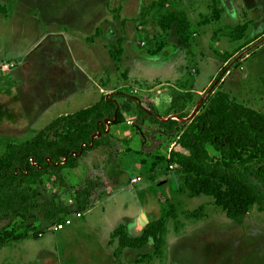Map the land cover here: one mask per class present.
Instances as JSON below:
<instances>
[{"label":"rangeland","instance_id":"rangeland-1","mask_svg":"<svg viewBox=\"0 0 264 264\" xmlns=\"http://www.w3.org/2000/svg\"><path fill=\"white\" fill-rule=\"evenodd\" d=\"M221 92L264 114V0H0V157L58 117L104 98L129 103V112L121 110L106 125L109 145L63 171L68 187L49 175L34 187L44 198L57 195L73 205L87 179L99 184L94 204L130 185L120 193L130 210L153 209L150 219L164 221L150 225L152 237L141 239L135 264H264V187L255 181L261 200L250 204L238 185L186 174L171 163L187 127L178 115L200 114ZM186 93L193 97L181 96ZM131 96L159 116L141 114ZM187 175L192 184L210 185L218 198L191 197ZM133 178L143 181L132 184ZM108 204L87 209L82 219L61 216L58 221L72 220L61 231L39 210L1 221L0 239L31 238L0 244V264H79L92 253L101 258L108 228L99 213L113 211ZM240 205L247 207L243 225L227 216ZM117 235L124 238L123 230Z\"/></svg>","mask_w":264,"mask_h":264},{"label":"trees","instance_id":"trees-1","mask_svg":"<svg viewBox=\"0 0 264 264\" xmlns=\"http://www.w3.org/2000/svg\"><path fill=\"white\" fill-rule=\"evenodd\" d=\"M113 57L117 59L115 54ZM181 96L185 99L193 97L190 93ZM130 100L137 105L141 114L159 116L157 108L152 113L137 98L131 96ZM173 100L176 101L174 97ZM128 104L122 105L117 100L104 98L92 107L58 117L32 141L10 145L8 153L0 157V222L31 218L39 210L44 219L56 221L57 224L63 222L58 221L63 215L81 214L91 207L93 193L99 188L94 179H87L85 185L75 191L73 205L58 202L57 195L44 198L40 189L34 186L41 184L44 177L49 175L55 177L61 186L68 187L63 171L77 168L80 158L87 152L109 145L106 139L107 122L111 124L116 121L121 110L129 112L131 105ZM178 117L187 119L189 115L181 113ZM168 122L178 124L176 120ZM185 122L187 127L176 143L180 149L171 154L172 165L175 164L186 174L196 171L202 178L234 183L244 190L250 204L260 202L255 181L264 187V114L233 102L221 92L209 98L200 114ZM161 123L165 124L164 121ZM98 134L99 138L94 137ZM209 146L219 154L218 158L212 157ZM187 176L186 187L191 197L204 194L218 198L210 185L192 184ZM228 201L232 203V199ZM233 204L237 206L235 201ZM241 207L236 212H227V216L239 225H243L242 217L247 213V207ZM157 222L159 225L164 221L161 219ZM150 225L139 239L127 237L123 227L116 233L123 230L124 238L119 235L123 247H141L142 238L147 241L152 237L148 229ZM25 237L28 235H11L0 239V244Z\"/></svg>","mask_w":264,"mask_h":264},{"label":"crops","instance_id":"crops-1","mask_svg":"<svg viewBox=\"0 0 264 264\" xmlns=\"http://www.w3.org/2000/svg\"><path fill=\"white\" fill-rule=\"evenodd\" d=\"M89 107H92V106L89 105ZM138 179L140 178H133L131 183L136 184L138 182L143 181V179H140V181ZM129 186L130 185L128 186L122 185V187L119 190H117L119 191V195H117L116 190L112 189L111 192L109 191L108 194H106L102 199H97L95 204L93 203L94 205L88 208L89 210L92 208L91 209V212H92V210L98 208V206L101 205V203L105 204L108 202L110 204V205L108 204L109 209H113V211H109L107 210V207H103L102 212L99 213L101 215L100 217L104 220L106 227L108 228L107 230L104 231V237L102 239V242L106 247L105 253L100 254L102 255L101 258H99L97 255H94V253H92L90 257L86 258L85 260H82L81 262H79V264H85L86 262L87 264L88 263H91V264H119L121 262H131L128 264H135L136 259L138 257L135 260H132L133 255L137 252L140 253L141 252L140 248L142 247H123L121 236L117 235L116 231L119 228L123 227L124 231L126 232L127 237L131 239H139L140 237L143 236L148 225H150L154 221L161 220L163 216L152 221L149 215L154 214L153 212H155V210L151 209V210L141 211V208L140 209L138 208V210L134 212L133 210H130L128 202L127 203L123 202L125 199L123 197L124 195H120V193H124V190L126 189L125 187H129ZM89 210L85 211L84 213L86 212L88 213ZM84 213H81L82 215L77 216L76 218L78 219L84 218ZM143 218H145L144 221L142 220ZM71 224H72V220H70L69 223L65 224L59 230L61 231L66 226H69ZM141 230L142 232H140ZM68 232L69 231L65 233L67 237L70 236ZM44 236L45 234L39 238H43ZM29 238L31 237L28 236V237L22 238L20 239V242H23ZM34 239H38V238H34ZM113 241H115L117 245L113 246L111 244V242ZM164 241H165L164 242L165 244L166 243L165 237H164ZM168 250H169V247H168ZM104 257H105V260H103ZM60 264H65V263L61 261ZM138 264H142V263H138Z\"/></svg>","mask_w":264,"mask_h":264},{"label":"built area","instance_id":"built-area-1","mask_svg":"<svg viewBox=\"0 0 264 264\" xmlns=\"http://www.w3.org/2000/svg\"><path fill=\"white\" fill-rule=\"evenodd\" d=\"M139 180V179H138ZM135 181V180H134ZM80 215V214H79ZM70 220H66V221H63V222H59L56 224L54 230L57 231L59 229H61L65 224L69 223Z\"/></svg>","mask_w":264,"mask_h":264},{"label":"water","instance_id":"water-1","mask_svg":"<svg viewBox=\"0 0 264 264\" xmlns=\"http://www.w3.org/2000/svg\"><path fill=\"white\" fill-rule=\"evenodd\" d=\"M193 115H194V114H193ZM193 115H192L191 117H189V118L185 119V120H188V119L192 118V117H193ZM107 123L109 124L110 122L108 121ZM98 135H99V134H98ZM98 135H96V136H94V137H98ZM174 179H175V182H176V184H177L178 188H180L179 181H178V178H177V176H176V174H175V173H174Z\"/></svg>","mask_w":264,"mask_h":264},{"label":"bare ground","instance_id":"bare-ground-1","mask_svg":"<svg viewBox=\"0 0 264 264\" xmlns=\"http://www.w3.org/2000/svg\"><path fill=\"white\" fill-rule=\"evenodd\" d=\"M143 219L145 220V218H143ZM143 219H142V220H143Z\"/></svg>","mask_w":264,"mask_h":264}]
</instances>
